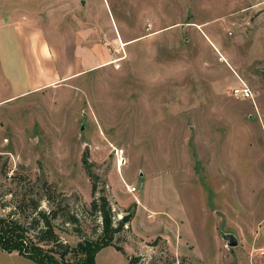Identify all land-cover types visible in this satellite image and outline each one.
Returning a JSON list of instances; mask_svg holds the SVG:
<instances>
[{
  "label": "rangeland",
  "instance_id": "374dc122",
  "mask_svg": "<svg viewBox=\"0 0 264 264\" xmlns=\"http://www.w3.org/2000/svg\"><path fill=\"white\" fill-rule=\"evenodd\" d=\"M92 180L96 264H264V0H0V220L74 264Z\"/></svg>",
  "mask_w": 264,
  "mask_h": 264
},
{
  "label": "trees",
  "instance_id": "16d2710c",
  "mask_svg": "<svg viewBox=\"0 0 264 264\" xmlns=\"http://www.w3.org/2000/svg\"><path fill=\"white\" fill-rule=\"evenodd\" d=\"M84 166L89 176L92 173L89 170L87 160H83ZM96 182L92 180L91 193L93 200L91 201V210L94 213H98L101 218V234L95 240H83L79 242L73 252L77 255L83 256L74 264H96L95 256L103 248L112 246L117 251L124 254L123 250L113 244V234L116 233L122 226V222H118V226L114 228L112 226V216L109 204L104 196L95 198ZM37 218L33 219V222H41L42 227L37 230L36 226H31L34 230V239L26 238L27 230L20 224L12 220H0V248L6 253L16 252L19 255L26 257L37 264H61L66 256L72 252L68 246L60 244L59 237L55 233V226L52 223V219H57V212L53 211L50 216H47L41 209L36 208ZM78 217L75 214H68L65 218L66 223L76 227L78 223ZM5 225V226H4ZM75 231L76 230L75 228ZM26 236V237H25ZM26 240H29L28 242ZM31 243V250H29L27 244ZM53 245L56 248L60 247L61 250H54V254L59 257V262L52 255H43L38 245ZM37 245V246H36ZM137 260L133 258L128 259V264H138Z\"/></svg>",
  "mask_w": 264,
  "mask_h": 264
},
{
  "label": "built area",
  "instance_id": "2783aa9c",
  "mask_svg": "<svg viewBox=\"0 0 264 264\" xmlns=\"http://www.w3.org/2000/svg\"><path fill=\"white\" fill-rule=\"evenodd\" d=\"M230 94L233 97L240 98L242 100H252V97H253L251 90L243 82H241V84H239V86L234 87L231 90Z\"/></svg>",
  "mask_w": 264,
  "mask_h": 264
},
{
  "label": "crops",
  "instance_id": "0c3cea01",
  "mask_svg": "<svg viewBox=\"0 0 264 264\" xmlns=\"http://www.w3.org/2000/svg\"><path fill=\"white\" fill-rule=\"evenodd\" d=\"M1 249V248H0ZM2 250V249H1ZM3 251V250H2ZM12 253H14V252H12ZM19 255V254H18ZM22 259H17V261H14L13 263H10V262H6V259L3 257V255L0 253V264H5V263H7V264H37V263H35L34 261H32V260H30V259H28V258H26V257H23V256H21V255H19ZM8 257H10V256H8ZM11 257H13V256H11ZM10 257V258H11Z\"/></svg>",
  "mask_w": 264,
  "mask_h": 264
},
{
  "label": "water",
  "instance_id": "95a60500",
  "mask_svg": "<svg viewBox=\"0 0 264 264\" xmlns=\"http://www.w3.org/2000/svg\"><path fill=\"white\" fill-rule=\"evenodd\" d=\"M129 219H130V215H126L124 217H121L120 218V221L122 223H127ZM225 238H226V245L228 247H234V246H236L237 241H236V238L233 235L225 236Z\"/></svg>",
  "mask_w": 264,
  "mask_h": 264
},
{
  "label": "bare ground",
  "instance_id": "6f19581e",
  "mask_svg": "<svg viewBox=\"0 0 264 264\" xmlns=\"http://www.w3.org/2000/svg\"><path fill=\"white\" fill-rule=\"evenodd\" d=\"M119 165H121V163H119Z\"/></svg>",
  "mask_w": 264,
  "mask_h": 264
}]
</instances>
